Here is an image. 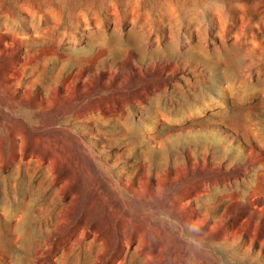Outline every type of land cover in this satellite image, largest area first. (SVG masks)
<instances>
[{
	"label": "rangeland",
	"instance_id": "374dc122",
	"mask_svg": "<svg viewBox=\"0 0 264 264\" xmlns=\"http://www.w3.org/2000/svg\"><path fill=\"white\" fill-rule=\"evenodd\" d=\"M0 264H264V0H0Z\"/></svg>",
	"mask_w": 264,
	"mask_h": 264
}]
</instances>
